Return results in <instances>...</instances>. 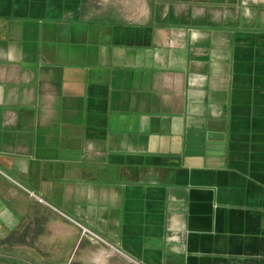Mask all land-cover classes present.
<instances>
[{
    "label": "crops",
    "instance_id": "crops-1",
    "mask_svg": "<svg viewBox=\"0 0 264 264\" xmlns=\"http://www.w3.org/2000/svg\"><path fill=\"white\" fill-rule=\"evenodd\" d=\"M58 257L264 264V0H0V264Z\"/></svg>",
    "mask_w": 264,
    "mask_h": 264
},
{
    "label": "built area",
    "instance_id": "built-area-1",
    "mask_svg": "<svg viewBox=\"0 0 264 264\" xmlns=\"http://www.w3.org/2000/svg\"><path fill=\"white\" fill-rule=\"evenodd\" d=\"M83 233H84L85 235H89V236H91L92 238H94V239H96V240L103 241L98 235H96L94 232H92L91 230H89V229H87V228H83ZM117 251H118V250H117ZM118 252H120V251H118ZM131 263H132V264H140V263H138L137 261H135V260H133V259H131Z\"/></svg>",
    "mask_w": 264,
    "mask_h": 264
},
{
    "label": "rangeland",
    "instance_id": "rangeland-1",
    "mask_svg": "<svg viewBox=\"0 0 264 264\" xmlns=\"http://www.w3.org/2000/svg\"><path fill=\"white\" fill-rule=\"evenodd\" d=\"M51 211V213L53 212L52 210H50ZM66 250L64 249V250H62L59 254H61V255H66L67 254V252H65ZM67 260H61L59 257L58 258H55L53 261H52V263H56V264H67V262H66ZM26 263H28V261H26ZM29 263H31V262H29ZM19 264H25V263H19ZM40 264H46L45 262H40Z\"/></svg>",
    "mask_w": 264,
    "mask_h": 264
}]
</instances>
